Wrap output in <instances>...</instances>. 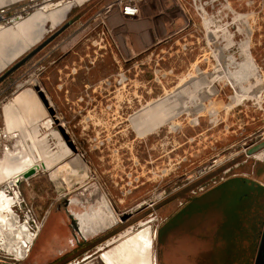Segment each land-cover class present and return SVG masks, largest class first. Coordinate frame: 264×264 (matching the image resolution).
<instances>
[{"label": "rangeland", "instance_id": "obj_1", "mask_svg": "<svg viewBox=\"0 0 264 264\" xmlns=\"http://www.w3.org/2000/svg\"><path fill=\"white\" fill-rule=\"evenodd\" d=\"M96 1L58 24L57 15L73 0H28L12 11L0 34V77ZM114 1L100 0L69 27L100 48L114 75L109 111L99 102L104 113L82 117L52 105L77 154L28 82L26 65L0 84V160L7 169L20 161L6 153L18 152L33 162L15 177V191L7 188L9 179L0 181V190L15 196L22 223L43 225L53 213L22 261L4 252L15 246L7 226L17 220H3L9 213L1 202L0 264H108L107 256L114 264H155L159 227L187 203L168 225L177 227L171 246L178 261L230 264L226 248L237 236L238 181L201 194L235 177L264 184V150L249 155L264 142V0H217L196 9L180 0H152L139 18L115 17L114 9L96 18ZM28 89L37 101L32 116L11 105L19 93L18 101L29 99ZM67 198L113 218L109 233L85 252L65 253V240L50 238L63 234L54 225L61 208L51 207ZM125 216L131 217L120 221ZM159 242L161 257L162 237Z\"/></svg>", "mask_w": 264, "mask_h": 264}, {"label": "crops", "instance_id": "obj_2", "mask_svg": "<svg viewBox=\"0 0 264 264\" xmlns=\"http://www.w3.org/2000/svg\"><path fill=\"white\" fill-rule=\"evenodd\" d=\"M25 1L28 0H0V9L4 10L12 7L7 11L5 10L7 15H11L12 11L23 10L26 5L23 4ZM35 1L29 0L28 3H35ZM216 1L180 0L181 3H186L190 8L194 9H196V5L207 6ZM114 15L118 18H124L116 11ZM26 23L22 22L15 27L16 29L23 28L22 26ZM6 30L2 29L0 34ZM79 37L77 30L69 28L29 60L25 64L27 72L30 74L28 82H32L34 86H39L46 94L51 105L55 104L61 113H77V115L82 117L97 116L105 111L99 102H106V110L109 111L108 103L115 98L114 77L111 79V75H109V69L112 67L107 66L108 62L105 61L104 57L98 55L101 51L100 48L97 49L94 45L89 44L90 40L88 37L85 38L86 42H83V39L80 40ZM9 63L8 61L6 65ZM2 68H0L1 71ZM29 91V89L25 91L30 96L29 99H26L25 102L18 101V98L23 94L22 92L12 99L13 104L11 105H16L17 108L25 110L27 115L32 116L36 115L34 114L35 112L33 113L32 108L36 97ZM2 111L4 113V109ZM42 117H44L43 114ZM237 181L238 227L235 229L237 230V236L234 239L231 238L234 243L226 248V253L229 255L230 264H254L264 228V184L246 177H235L216 184L201 195L206 197L214 192L217 193L218 190ZM201 195L195 198H200L202 197ZM59 203L64 204L57 203L51 208L52 210L57 207L61 208L60 213L55 215L57 219L54 225L61 227V233L63 234L60 236L57 233H51L50 238L54 242L64 239L65 249L63 251L65 253L76 248L80 252H85L89 250V247L99 244V239L109 233L110 223H112L111 219H113L109 214L102 216L96 210L89 208V211H84L83 205H80L77 200H69L68 198L64 202L60 201ZM187 204L172 214L159 227L156 240L158 242V251L156 250L155 264H181L171 246V244L174 246L172 241L177 227H168V225L171 222L169 219L180 215L183 210L189 207V204ZM50 211L44 220L38 237L41 235L43 228L49 223L50 216L53 215V213L50 214ZM99 218H102V220ZM161 237L165 250H163V254L160 257L159 241ZM169 245L171 249H168ZM31 251L32 248L26 259L29 258ZM106 260L108 264H114L115 261L114 256L112 259L107 256Z\"/></svg>", "mask_w": 264, "mask_h": 264}, {"label": "bare ground", "instance_id": "obj_3", "mask_svg": "<svg viewBox=\"0 0 264 264\" xmlns=\"http://www.w3.org/2000/svg\"><path fill=\"white\" fill-rule=\"evenodd\" d=\"M88 1L89 0H73V2H72L73 5H69V6L65 7V9L63 10V12L60 11L61 13L59 12L60 15L58 14L57 17H59V16H61V17H60V19L57 20L58 22H56V23L58 24L60 22H63L65 20V18L72 12V10L74 8L81 7L85 3H87ZM43 116H44V114H43ZM16 154H17V156L16 155L13 156L14 155L13 153L7 152L6 155H5V158L10 157L13 161H16V162L20 161L18 163H14V165H12L11 167L7 168V169H10L11 170L9 173L8 172H5V170H7L5 168V166H4V163L5 162L3 160H0V179H1L0 181H7L9 179L7 181L8 182V187L5 186L7 188H13L14 187V184H15V180L14 179H15V177L16 176H19V175H22L24 173V172H21L22 169L25 168L26 166H28L27 164L29 163V161L26 160V163L25 164H22L21 161H23L25 159L23 158V156L21 154L19 155L18 152ZM7 155H8V157H7ZM1 183L2 182H0V184ZM0 192H3V195H4L5 199L8 202V204H6L5 201H4V199L0 198V203L2 202L5 205V210L4 209L3 210L5 212L9 213V216L4 215L5 217H3V220L8 221L9 220V217L17 220V222H16L17 225H14V224L10 223L7 226V229L10 230V234L13 237V241H14L13 244H15V246H14L15 248L14 247L12 248V244H11V248L10 249H7L4 252H6L8 256H12V257H14V259H18L19 260V259H21L22 257H24L28 253V248H29V245L28 244H30L32 242L31 236H28V234H27V229H28L27 228V225L25 223H22L20 217L18 216V213L17 212H14L13 206L17 204V200H15V198H12L13 195L10 196V194H7V192H5V191H1L0 190ZM91 196H93V195H91ZM90 200H92V199L90 198ZM85 201H87V200H84V203H86ZM7 206H10V207L8 208ZM0 218L2 219V217H0ZM16 226H17V229H18L17 232H16ZM130 232L131 231L128 230V232H126L125 235L130 234ZM16 251H18V252H16Z\"/></svg>", "mask_w": 264, "mask_h": 264}, {"label": "water", "instance_id": "obj_4", "mask_svg": "<svg viewBox=\"0 0 264 264\" xmlns=\"http://www.w3.org/2000/svg\"><path fill=\"white\" fill-rule=\"evenodd\" d=\"M100 0H97L94 2L91 6L86 8L84 11L78 13L74 18H72L69 22H67L63 27H61L59 30H57L54 34H52L47 40H45L42 44H40L37 48H35L32 52H30L27 56H25L22 60H20L17 64H15L12 68H10L5 74H3L0 77V84L6 80L11 74L16 72L18 69H20L22 66H24L34 55L39 53L43 48H45L48 44H50L53 40H55L59 35H61L67 28H69L73 23H75L78 19L81 18L82 15L85 14V12L88 11L89 8H91L93 5L99 3ZM34 91L36 92L38 98L40 99L41 103L43 104L44 108L47 110L49 116L51 117L53 123L56 125L58 131L62 135L67 147L74 153L77 154L78 151L76 149V146L74 145L73 141L71 140L70 136L66 132V129L61 125L59 119L57 118V113L52 107L50 101L48 100L46 94L43 92V90L39 86H34ZM264 150V142L260 143L259 145L255 146L251 150H249V155H253L255 153H258L260 151ZM26 173V175H28ZM110 217L111 213H109ZM131 216H125V218L120 219V221H125ZM254 264H264V228L262 232V236L260 239L258 252L255 258Z\"/></svg>", "mask_w": 264, "mask_h": 264}, {"label": "built area", "instance_id": "obj_5", "mask_svg": "<svg viewBox=\"0 0 264 264\" xmlns=\"http://www.w3.org/2000/svg\"><path fill=\"white\" fill-rule=\"evenodd\" d=\"M152 0H115L113 4L105 6L100 13L97 14L96 18H106L114 9L121 17L128 18V19H135L139 18L141 15V8L151 2ZM10 17L7 16L6 12L3 9H0V29L4 28L9 21ZM15 184L12 191H15ZM14 194V193H13ZM17 194V193H15ZM15 198V196L13 195ZM18 203V202H17ZM15 206V205H14ZM27 234L31 236L32 242L29 245L28 252L30 248L33 246L34 242L36 241L42 225L40 224H30L29 221L27 222ZM28 256V253L19 260H25Z\"/></svg>", "mask_w": 264, "mask_h": 264}, {"label": "flooded vegetation", "instance_id": "obj_6", "mask_svg": "<svg viewBox=\"0 0 264 264\" xmlns=\"http://www.w3.org/2000/svg\"><path fill=\"white\" fill-rule=\"evenodd\" d=\"M67 29H68V28H67ZM59 36H60V35H59ZM101 48H102V47H101ZM106 48H107V49H106L107 51H108V48L111 49V47H109V46H106ZM37 54H38V53H37ZM106 54H107V53H106ZM109 54H110V52L108 51V55H109ZM34 56H36V55H34ZM34 56H33V57H34ZM33 57H32V58H33ZM32 58H31V59H32ZM31 59H30V60H31ZM112 68H113V67H112ZM113 77H114V75H113V72H112L111 79H113ZM10 109H11V107H10ZM28 161H29V160H28ZM21 163H22V164H25V163H26V160L21 161ZM32 163H33V162L29 161L28 166H26L25 168H23L21 172H26V171L29 169V167L32 165ZM0 194H1L0 196L3 195L2 193H0ZM3 197H4V195H3ZM4 201H5V200H4ZM5 203L8 204L7 201H6ZM9 207H10V206H8V208H9ZM2 209H3V208H1V210H2Z\"/></svg>", "mask_w": 264, "mask_h": 264}]
</instances>
